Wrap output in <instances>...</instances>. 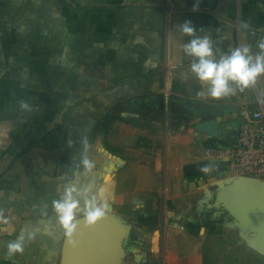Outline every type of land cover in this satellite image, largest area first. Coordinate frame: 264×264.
Here are the masks:
<instances>
[{
	"label": "crops",
	"instance_id": "obj_1",
	"mask_svg": "<svg viewBox=\"0 0 264 264\" xmlns=\"http://www.w3.org/2000/svg\"><path fill=\"white\" fill-rule=\"evenodd\" d=\"M247 46L264 0H0V264H264L205 156L264 106ZM180 98L234 109L210 136Z\"/></svg>",
	"mask_w": 264,
	"mask_h": 264
},
{
	"label": "water",
	"instance_id": "obj_2",
	"mask_svg": "<svg viewBox=\"0 0 264 264\" xmlns=\"http://www.w3.org/2000/svg\"><path fill=\"white\" fill-rule=\"evenodd\" d=\"M247 51L264 56V52L250 48ZM176 98V96H174ZM182 99V98H180ZM183 103L193 112L210 117L195 124L194 128L198 132H205L210 136L218 135L216 118L221 117L225 112L233 110L232 104L211 103L201 99H182ZM234 185L240 188L244 195V209L249 214V223L252 224L258 233L249 238V244L264 254V182L249 176H238L230 179ZM97 222L92 218H81L71 227L68 234L69 244H73V237L77 229L83 226H95Z\"/></svg>",
	"mask_w": 264,
	"mask_h": 264
},
{
	"label": "built area",
	"instance_id": "obj_3",
	"mask_svg": "<svg viewBox=\"0 0 264 264\" xmlns=\"http://www.w3.org/2000/svg\"><path fill=\"white\" fill-rule=\"evenodd\" d=\"M212 162H219L237 176L264 182V106L240 120L237 139L205 151Z\"/></svg>",
	"mask_w": 264,
	"mask_h": 264
}]
</instances>
